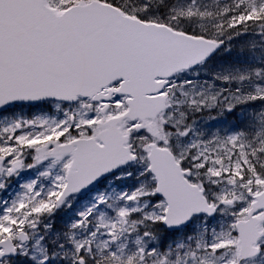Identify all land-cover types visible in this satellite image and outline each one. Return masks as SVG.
<instances>
[{
  "label": "rangeland",
  "instance_id": "1",
  "mask_svg": "<svg viewBox=\"0 0 264 264\" xmlns=\"http://www.w3.org/2000/svg\"><path fill=\"white\" fill-rule=\"evenodd\" d=\"M75 1L48 2L62 9ZM119 1L132 14L150 9L151 22H192L222 45L216 57L170 82L169 109L160 120L164 146L192 168V182L204 188L218 213L195 218L165 242L152 226L161 221L165 205L152 194L144 159L135 167L138 182L109 185L115 189L92 204V198L71 200L61 210L71 217L58 233L63 251H49L45 233L61 217L53 194L68 162L48 161L44 152L49 139L68 135L71 115L65 121L45 111L29 116L18 110L0 115V157L7 160L0 170V239L29 232L31 241L19 254L33 264L51 255L68 257L70 264L80 259L85 264H234L235 222L245 216L251 196L264 189V25L250 22L264 12V0H171L178 6L166 16L155 14L153 0ZM230 15L239 23L225 25L221 19ZM89 110L78 112L77 123L95 129L100 113L93 109L89 116ZM17 160L22 161L19 171L11 166ZM260 246V255L246 264H264V238Z\"/></svg>",
  "mask_w": 264,
  "mask_h": 264
},
{
  "label": "water",
  "instance_id": "2",
  "mask_svg": "<svg viewBox=\"0 0 264 264\" xmlns=\"http://www.w3.org/2000/svg\"><path fill=\"white\" fill-rule=\"evenodd\" d=\"M215 49L213 43L124 18L96 2L56 15L44 0H0V108L48 98L71 100L77 95L100 99L101 89L122 77L126 82L121 92L133 99L121 120L154 119L165 109L164 97H146L162 90L163 84H156L155 79L192 68ZM99 139L106 144L99 153L90 144L93 140L75 144L77 151L89 153L75 154V172L69 173L59 204L79 191L74 186L94 176L96 170L111 173L130 161L123 148L127 138L108 128ZM149 160L150 171L158 180V195L168 206L164 226L175 230L189 224L193 215H214L215 209L208 206L202 191L183 178L189 172H182L168 151L151 146ZM255 200L248 219L236 227L240 261L258 254L256 244L263 235L262 219L253 215L264 209V192ZM20 239L24 242L26 237ZM0 247L4 249L0 259L15 255L9 240Z\"/></svg>",
  "mask_w": 264,
  "mask_h": 264
},
{
  "label": "trees",
  "instance_id": "3",
  "mask_svg": "<svg viewBox=\"0 0 264 264\" xmlns=\"http://www.w3.org/2000/svg\"><path fill=\"white\" fill-rule=\"evenodd\" d=\"M168 7V3H164L163 5V8H166ZM248 18V17H247ZM239 19V18H238ZM236 18H234V16H224L222 17V22L226 25L227 23H230V24H234V23H239V21H236L238 20ZM251 24H256V23H261L264 25V12L261 13V15H259V17H257L256 19L251 17V20H250ZM250 22L247 21V24H250ZM240 26V25H239ZM249 26H252V25H249ZM228 27V26H227ZM188 33L190 32V30L187 31ZM233 32L232 29H230L228 31V33H231ZM206 36H208L206 33H205ZM261 157L263 158L264 160V155L261 154ZM158 226V225H157ZM19 264H33L32 262L28 261L27 258L25 259H21L20 263ZM51 264V263H50Z\"/></svg>",
  "mask_w": 264,
  "mask_h": 264
},
{
  "label": "flooded vegetation",
  "instance_id": "4",
  "mask_svg": "<svg viewBox=\"0 0 264 264\" xmlns=\"http://www.w3.org/2000/svg\"><path fill=\"white\" fill-rule=\"evenodd\" d=\"M146 12L147 13H151V10L150 9H148V10H146ZM60 106H62V107H64V108H67V107H69V106H67V105H65V104H59ZM105 183V182H104ZM101 184H103V183H101Z\"/></svg>",
  "mask_w": 264,
  "mask_h": 264
}]
</instances>
